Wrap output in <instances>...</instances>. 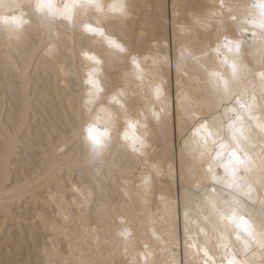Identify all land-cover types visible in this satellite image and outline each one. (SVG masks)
<instances>
[{"label": "snow or ice", "instance_id": "1", "mask_svg": "<svg viewBox=\"0 0 264 264\" xmlns=\"http://www.w3.org/2000/svg\"><path fill=\"white\" fill-rule=\"evenodd\" d=\"M142 7L0 0L4 72L24 77L34 50L29 74L43 60L68 114L63 139L44 140L14 183L7 158L25 149L5 139L4 230L17 211L44 226L29 264H264V0L152 4L151 47L128 39ZM158 129L166 145L171 130L166 171ZM0 264L23 262L9 249Z\"/></svg>", "mask_w": 264, "mask_h": 264}, {"label": "bare ground", "instance_id": "2", "mask_svg": "<svg viewBox=\"0 0 264 264\" xmlns=\"http://www.w3.org/2000/svg\"><path fill=\"white\" fill-rule=\"evenodd\" d=\"M142 5V9L136 15V21L129 29L128 39L142 47H151L157 43L153 37L157 36L155 27L152 4L161 3L163 0H136ZM172 2H184V0H172ZM188 2H196V0H188ZM158 15V13L156 14ZM167 35V30H165ZM147 54V53H146ZM5 53L0 45V60L3 59ZM27 56V63L24 67V77H18L14 71L5 73L3 65L0 64V172L5 167L4 159V141L7 138L9 142L13 140L19 141L20 146L25 149L23 152H17L15 155L9 153L7 158L8 179L15 182L17 176L24 175V169L28 167V161L32 157L30 153L39 149L41 143L50 136H58L63 139L62 130L67 126L68 114L65 113L64 106L60 102V97L56 95V84L53 81L52 87L49 89L47 85V77L43 75V60L37 62L39 68L31 66L32 58L35 55L34 50H29L27 53H22ZM79 70V69H77ZM75 80V77L69 76L65 79ZM35 82H32V81ZM22 81L28 83L23 84V95H18L17 85ZM30 86L31 95H28ZM60 88L65 92L68 89L64 88V84H60ZM51 93L45 99L43 96L39 101L35 100L38 93ZM63 94V93H62ZM55 97L53 99L52 97ZM65 104L68 103L66 99ZM27 129V131H25ZM159 139L156 140L154 147L156 148L155 163L161 166L165 171L167 169L165 148H171V130L169 129L167 145L164 142L163 131L158 129ZM21 137L23 139L21 140ZM35 145V148L31 146ZM20 169L19 173L17 169ZM157 179L163 185L166 176L162 171ZM162 193H157V203L159 209L153 208L152 213L159 212L156 217L157 221L162 222L164 215V205L160 203ZM56 207L55 203L50 200L48 212L51 213ZM18 219L13 226L11 223L8 226V231L4 230L3 221H0V257H2L9 249L12 250L14 257L21 260L23 264H29L30 261L38 259L36 250L30 246L32 233L37 228L43 233L44 226L36 221V217L29 214H24V219L21 220L20 214L17 211L15 214ZM56 215L60 216V211L57 210ZM69 227H73L70 225ZM159 227V223H157ZM43 247V242H42Z\"/></svg>", "mask_w": 264, "mask_h": 264}]
</instances>
